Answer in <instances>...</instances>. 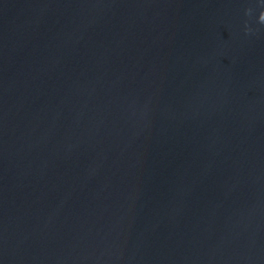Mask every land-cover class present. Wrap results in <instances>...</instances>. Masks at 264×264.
Returning a JSON list of instances; mask_svg holds the SVG:
<instances>
[{
  "label": "water",
  "instance_id": "obj_1",
  "mask_svg": "<svg viewBox=\"0 0 264 264\" xmlns=\"http://www.w3.org/2000/svg\"><path fill=\"white\" fill-rule=\"evenodd\" d=\"M0 264H264V0H0Z\"/></svg>",
  "mask_w": 264,
  "mask_h": 264
}]
</instances>
